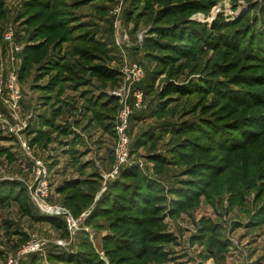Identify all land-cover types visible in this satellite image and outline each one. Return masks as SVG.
Wrapping results in <instances>:
<instances>
[{
	"label": "rangeland",
	"instance_id": "1",
	"mask_svg": "<svg viewBox=\"0 0 264 264\" xmlns=\"http://www.w3.org/2000/svg\"><path fill=\"white\" fill-rule=\"evenodd\" d=\"M260 34L264 0H0V264H264ZM131 62L146 73L132 84ZM134 88L119 164L120 94ZM16 121L18 137L5 132ZM36 160L44 203L75 227L32 199Z\"/></svg>",
	"mask_w": 264,
	"mask_h": 264
},
{
	"label": "built area",
	"instance_id": "2",
	"mask_svg": "<svg viewBox=\"0 0 264 264\" xmlns=\"http://www.w3.org/2000/svg\"><path fill=\"white\" fill-rule=\"evenodd\" d=\"M6 39L9 41L11 45V35L7 34ZM10 47V46H9ZM14 50H18V47H12ZM124 72L127 74V77L130 79V83L138 82L144 79L146 73L143 66L139 62H131L129 63ZM4 88L6 91V100H7V108L10 111L13 120H17V109L19 108V104L22 98V90L21 87L12 72H8L4 78ZM1 90V89H0ZM120 95H124L123 107L118 115L115 130H116V144H115V158L116 162L121 164L126 161L128 152H129V144H130V136H129V118L132 113L133 107L139 106L140 101L143 97V91L140 88H134L132 90L128 89L126 94L121 93ZM23 126L20 125L17 121L11 123L9 127L5 129L6 133L15 134L17 137L19 132L22 130ZM36 167V186L34 188V194L32 199L36 203V205L45 212L53 213L54 216H61L66 225L68 227H75L76 221L73 219L71 214L62 207L54 208L50 205H46L44 203V198L47 196L48 190L46 185V177H45V169L44 165L40 160L35 161Z\"/></svg>",
	"mask_w": 264,
	"mask_h": 264
},
{
	"label": "trees",
	"instance_id": "3",
	"mask_svg": "<svg viewBox=\"0 0 264 264\" xmlns=\"http://www.w3.org/2000/svg\"><path fill=\"white\" fill-rule=\"evenodd\" d=\"M260 35H261L259 37L260 40L258 39V41L256 42V44H258L257 47L259 49L262 48V45L264 44V34H260ZM258 48H256V49H258ZM92 71L95 72L98 76L103 77V78H114V77L119 75V72L116 69H111V68H108L107 66L101 65V64L93 66ZM143 87H144V85H143ZM140 89H143V88H140ZM181 89L182 88L179 86L176 87V90L181 91ZM138 175H139L138 171L134 167L125 168L122 172L123 178H135V177H138ZM72 184H73V182H71V181L67 182L63 185L62 188H68V187L72 186ZM20 187H22V186H20ZM16 197H17V200H19V202L22 204V206H24V209L26 210V212L30 213L28 203H27V195H26L25 190L23 188H19L18 194ZM30 215H32V213H30ZM47 220L56 228H64L63 221L58 216L49 217ZM160 237L164 238L165 240H168L170 236L169 235L168 236L167 235L166 236L160 235Z\"/></svg>",
	"mask_w": 264,
	"mask_h": 264
}]
</instances>
